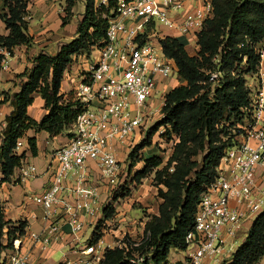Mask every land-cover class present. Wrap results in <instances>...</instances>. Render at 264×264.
I'll return each mask as SVG.
<instances>
[{"label":"built area","instance_id":"built-area-1","mask_svg":"<svg viewBox=\"0 0 264 264\" xmlns=\"http://www.w3.org/2000/svg\"><path fill=\"white\" fill-rule=\"evenodd\" d=\"M117 0L107 39L93 47L89 64L76 88L82 111L68 131V141L53 152L57 165L41 193L28 194L43 209L47 225L40 232L18 236L5 264H27L21 245L29 239L42 252L63 234L62 222L73 233L105 214L109 196L130 189L131 167L121 161L123 148H135L145 135L153 98L165 80L177 74L163 51L161 39L176 31L188 41L213 17L212 0ZM107 5L109 0H96ZM26 21L31 19L28 14ZM260 61L249 76L246 103L226 125L230 144L217 168L216 179L201 194L195 228L186 237L187 255L175 264H229L237 250L238 233L264 212V40ZM7 63L12 54L1 47ZM217 75H213L216 78ZM162 106L165 97H162ZM162 109V107H160ZM159 110V112L161 111ZM22 147L18 142L17 150ZM125 157V154H124ZM122 162V163H121ZM36 167H20L18 180L35 177ZM89 219V220H88ZM249 231V230H248ZM120 240L114 247H122ZM103 238L89 242L82 254L100 264L107 248ZM64 264H87L86 258ZM258 264H264V256Z\"/></svg>","mask_w":264,"mask_h":264},{"label":"trees","instance_id":"trees-1","mask_svg":"<svg viewBox=\"0 0 264 264\" xmlns=\"http://www.w3.org/2000/svg\"><path fill=\"white\" fill-rule=\"evenodd\" d=\"M7 13L1 14L10 33L0 37V46L13 54L17 46L33 44L28 33L29 0H3ZM76 0H67L70 12ZM213 17L198 34L196 55H191L182 40L166 36L161 39L164 54L173 61L177 74L184 81L165 95L163 117L150 129L130 153L131 168L144 160L142 170L133 175L140 183L156 169L158 196L163 199L159 213L147 223L140 242L125 241L122 247L107 248L101 264H172L171 249H184L186 237L194 230L201 194L216 179L217 168L230 139L227 121L237 115L246 103V75L255 72L260 61L259 44L264 40V0H212ZM117 0L107 5L85 0V12L78 24L77 36L61 45L55 55L44 50L33 57L32 66L18 77L26 78L21 89L4 93L0 103H10L6 117L3 143L0 146V170L3 182L10 180L15 169L26 159V151L17 150L19 141L30 129L46 131L50 137L67 133L82 111L77 99L61 93L64 72L73 59L92 52L93 47L106 43L109 20L116 14ZM63 25L69 23L62 18ZM5 55L0 53V69ZM213 75H217L213 78ZM39 93L45 100L47 113L38 121L28 114ZM161 126H167L164 137L176 135L172 155L162 166L159 155L141 158L139 152L153 145V137ZM32 154L39 152L37 137H28ZM162 166V167H161ZM18 181V179H17ZM115 208L108 204L105 216L110 218ZM9 221L5 218L0 197V237ZM102 220L98 221L91 242L102 237ZM25 224L9 228L8 245L18 234H24ZM264 256V212L251 225L245 241L233 253L229 264H258Z\"/></svg>","mask_w":264,"mask_h":264},{"label":"crops","instance_id":"crops-1","mask_svg":"<svg viewBox=\"0 0 264 264\" xmlns=\"http://www.w3.org/2000/svg\"><path fill=\"white\" fill-rule=\"evenodd\" d=\"M192 1V0H191ZM190 1V2H191ZM78 3V0L76 1ZM81 5L80 14L75 13L76 4L71 10L72 16L69 23L63 25L62 18L65 15V9L67 7V0H32V4L29 3L28 10L31 19L28 21V33L33 37V44L31 46L21 45L14 49L12 56L9 58L7 63L2 65L0 69V100L4 99V93H14L21 89V84L26 81V78L18 77L19 74L24 73L32 66V59L35 57L40 50H44L50 55H55L60 46L66 42L71 41L77 36L78 24L82 21L85 12V0ZM82 4V3H81ZM7 8L3 0H0V15L7 13ZM169 36L178 38L185 43L187 51L191 55H196L199 49L197 41H188L187 38L176 31H168ZM10 30L7 28L6 23L0 17V37L7 36ZM263 46L262 43L259 47ZM0 53L2 49L0 46ZM79 58L82 55L78 56ZM264 63V59H263ZM80 65L76 62L71 63L64 72L61 93L68 97L69 93L76 92V88L82 80V75L79 72ZM88 68V65H87ZM250 74L246 75L248 82ZM179 83L183 84L184 81L179 77ZM175 81L171 79L165 80L164 84L160 87L159 94L155 97L157 99H163L166 93L170 90L169 87L164 91L163 88L169 83L168 86L172 88L176 87L173 84ZM152 101H154V99ZM151 101V104H152ZM151 104L149 110L151 109ZM161 105L153 109L155 116L158 115ZM10 103H0V146L3 143V130L6 126V117L11 113ZM45 108V100L43 97L36 93L34 94V102L29 106L28 114L40 121L47 113ZM28 137H37L39 152L37 155H33L28 144ZM68 141V132L56 137H50L46 131L36 132L34 129H30L26 136L22 139L21 152L26 151L25 164L36 167L35 177L27 179L26 182L17 181L20 168L15 169L14 176L1 184L0 197L4 207L5 218L9 221L4 226L3 235L8 240V230L11 227H16L22 222L25 224L24 234H30V232L42 231L47 222L45 220L44 209L35 201L29 198L28 194L41 193L47 185L50 183L51 172L57 165L56 159L53 157V152L64 145ZM144 151V150H143ZM146 157L150 156L147 155ZM145 162L142 165L131 168V173H136L143 168ZM133 173V174H134ZM3 174L0 170V179ZM115 216L113 218H106L105 214L98 219L90 220L85 228L79 233H73L69 223L62 222L63 234L61 237L56 239L48 249L43 252L35 247V244L29 239H25L21 245V252L29 253V261L27 264H64L67 260L77 261L81 258L87 261V264H97L90 255H84L80 251L90 242L94 235L98 221L102 220V224L106 228H102V238L105 246L114 247L122 236L121 229H109L115 218L121 216L124 220L125 210L118 207V204L114 203ZM122 212V213H121ZM89 220V219H88ZM92 230L86 242L83 241L88 234V231ZM177 250V249H175ZM56 252L61 253V257L56 261L53 256ZM169 259L172 264L177 261H173L170 256Z\"/></svg>","mask_w":264,"mask_h":264},{"label":"rangeland","instance_id":"rangeland-1","mask_svg":"<svg viewBox=\"0 0 264 264\" xmlns=\"http://www.w3.org/2000/svg\"><path fill=\"white\" fill-rule=\"evenodd\" d=\"M28 2L32 4V0H29ZM83 3H84L83 0H78V3L76 2V5H77L75 9L76 14H80L79 12L81 11L80 7L81 5H83ZM64 16L70 20L72 16V12L71 11L68 12L65 9ZM79 55H82V57L79 58L78 57ZM79 55H77L73 59L72 63L76 62L77 64L80 65L79 72L81 75H83L85 71H87L86 69H87V65L89 64L90 53L83 52ZM172 80L175 81L173 84H175L176 86L180 85L179 83L180 79L177 77V74L172 77ZM168 85L169 83H167L166 86L163 88L164 91L167 89V87H169V89L172 88V86H168ZM67 98L76 99V94L69 93ZM161 102H162V99L160 100L157 98H155L154 101H152V104H151L152 111H148L150 113L148 115L149 122L146 128L144 129L145 135H143V138H145L146 134L150 131V129L163 117L161 111L156 116L153 111V109L161 105ZM166 130H167V126H161L159 128V130L156 132V134L153 137V145L151 147H147L143 149L144 151L141 150L138 153L141 158H146V153H148L147 155H150V156L159 155L163 159L162 166H164L167 163L170 156L172 155L174 145L177 142V137L176 135H173L172 140L170 141L167 140L164 137ZM135 140L136 141L133 143H136L138 141L137 144L140 143L141 141V139L139 140L138 137H136ZM137 144H135V146ZM132 150H130L127 147H124L122 150L123 155L120 157V159L123 162L125 161L124 163L126 164V166H130L131 164V159L129 155L132 152ZM124 154H125V157H124ZM142 162H144V160L137 162L135 166L140 167V165H142ZM142 169L143 168H141V170ZM133 173H131L132 177L135 174ZM155 178H156V169L152 170L146 177H144L141 180L140 183H134L130 189H127L122 192H114L112 193L111 196H109V199L110 198L112 199L113 204L116 203V205L118 204L119 208L123 209V211L125 210L124 211L125 217L127 218L125 220L122 216L120 218L118 217L115 218L116 220L112 222V225L109 228V229H115V228L121 229V232H122L121 240L123 241V245H125V241H129V239H131L132 241L140 242L145 233L147 223L152 219L154 215H157L159 213L158 211L159 205L160 203L163 202V199L158 196L159 195L158 187H157ZM114 216H115V213L110 218H113ZM100 217L101 215L98 216V219H100ZM249 226H250V223L248 225H245L244 228L238 233L237 244L234 247L235 250L238 249L240 245L245 241L248 235ZM101 227L103 229L106 228V226L103 224L101 225ZM91 232L92 230L89 229L87 236L83 238L84 242H86V239L89 237ZM7 245H8V242H6V238L4 236H1L0 237V264H5L8 260L7 255H5L4 253H7L8 251H10L12 247L11 246L9 247ZM187 252H188L187 249L175 250L173 248L171 249L170 258L174 262L177 260H181L186 257ZM60 257H61L60 252H56L55 255L53 256V258L56 261H58ZM231 259H232L231 256L228 257V261L231 262Z\"/></svg>","mask_w":264,"mask_h":264}]
</instances>
